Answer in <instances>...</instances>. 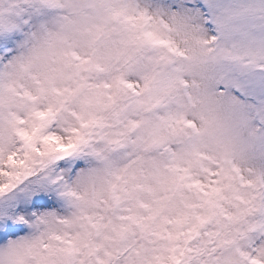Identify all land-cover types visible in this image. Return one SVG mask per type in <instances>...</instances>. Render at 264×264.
Masks as SVG:
<instances>
[{
    "label": "snow or ice",
    "instance_id": "obj_1",
    "mask_svg": "<svg viewBox=\"0 0 264 264\" xmlns=\"http://www.w3.org/2000/svg\"><path fill=\"white\" fill-rule=\"evenodd\" d=\"M0 264H264V0H0Z\"/></svg>",
    "mask_w": 264,
    "mask_h": 264
}]
</instances>
